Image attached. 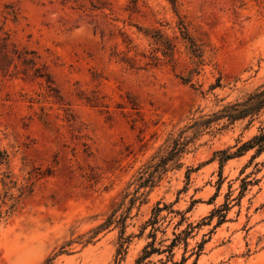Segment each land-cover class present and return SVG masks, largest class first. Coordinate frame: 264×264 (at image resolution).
<instances>
[{
	"label": "rangeland",
	"instance_id": "1",
	"mask_svg": "<svg viewBox=\"0 0 264 264\" xmlns=\"http://www.w3.org/2000/svg\"><path fill=\"white\" fill-rule=\"evenodd\" d=\"M263 87L264 0H0V264H264Z\"/></svg>",
	"mask_w": 264,
	"mask_h": 264
},
{
	"label": "trees",
	"instance_id": "2",
	"mask_svg": "<svg viewBox=\"0 0 264 264\" xmlns=\"http://www.w3.org/2000/svg\"><path fill=\"white\" fill-rule=\"evenodd\" d=\"M179 29L182 32V37L187 39L189 42V47L191 49V52L195 55H199V47L198 45L188 36L186 30H185V26L183 25V22H179ZM247 105L245 108H243L242 110H240L239 115H245L248 112H253V111H257L260 108L264 107V87L261 89V91L255 93L252 97L249 98V100H247V102L244 104ZM230 117H235V115H230ZM252 148H256V153H260L264 150V129H260L259 133L254 135L252 138H250L248 141L244 142L243 144H241L237 150L234 152V154L239 153L240 151H245V150H249ZM231 154H225L224 158H229ZM212 215V214H211ZM221 217H223V215H220ZM218 222H221V220H219ZM150 244H147L143 247L142 249V254L139 255L136 259V263L135 264H145V259L148 258L150 255H152L153 253H161L164 250H159L158 248H155L154 246H149ZM173 247L174 244L171 243L169 246H166V251L169 253L170 257L173 256ZM183 258L180 262H176L174 261L172 264H183L182 263Z\"/></svg>",
	"mask_w": 264,
	"mask_h": 264
}]
</instances>
